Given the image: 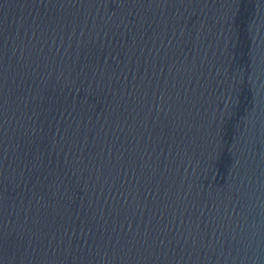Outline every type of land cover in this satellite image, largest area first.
I'll return each mask as SVG.
<instances>
[{
  "label": "water",
  "instance_id": "obj_1",
  "mask_svg": "<svg viewBox=\"0 0 264 264\" xmlns=\"http://www.w3.org/2000/svg\"><path fill=\"white\" fill-rule=\"evenodd\" d=\"M0 264H264V0H0Z\"/></svg>",
  "mask_w": 264,
  "mask_h": 264
}]
</instances>
